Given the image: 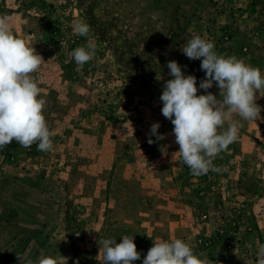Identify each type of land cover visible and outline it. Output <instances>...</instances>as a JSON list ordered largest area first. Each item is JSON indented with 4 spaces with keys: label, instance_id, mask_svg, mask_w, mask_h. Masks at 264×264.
Masks as SVG:
<instances>
[{
    "label": "rangeland",
    "instance_id": "rangeland-1",
    "mask_svg": "<svg viewBox=\"0 0 264 264\" xmlns=\"http://www.w3.org/2000/svg\"><path fill=\"white\" fill-rule=\"evenodd\" d=\"M3 15L44 58L35 75L55 135L50 152L15 142L0 150V264H20L17 255L102 264L100 240L123 235L141 253L134 264L153 241L175 238L212 264H257L264 111L241 121L214 161L218 171L197 177L159 97L170 60L186 65L197 87L205 78L201 61L180 50L195 35L264 73V0H0ZM77 21L90 25L87 38L74 33ZM88 42L96 55L78 67L70 54ZM209 91L219 96L215 84ZM154 122L166 138L149 144Z\"/></svg>",
    "mask_w": 264,
    "mask_h": 264
},
{
    "label": "clouds",
    "instance_id": "clouds-1",
    "mask_svg": "<svg viewBox=\"0 0 264 264\" xmlns=\"http://www.w3.org/2000/svg\"><path fill=\"white\" fill-rule=\"evenodd\" d=\"M74 33L87 38L90 25L77 21ZM190 60H200L205 72L197 87L195 75H185L177 61L167 62L168 79L159 99L161 113L173 125L172 134L179 146V156L194 176L218 171L214 161L238 139L241 121L261 119L264 107L257 103L264 98V73L243 58L217 53L215 44L200 35L190 38L181 47ZM71 57L78 67L96 55L93 43L75 48ZM45 63L35 47L17 37L10 17L0 16V150L13 142L24 148L36 144L37 150L50 152L54 148V131L44 115L47 100L35 75ZM159 81L162 79L156 76ZM219 96L209 91L213 85ZM203 94H198L200 90ZM237 117L239 119H237ZM159 122L150 126L148 143L164 140L158 132ZM155 137V141L152 139ZM105 238L99 242L102 264H134L140 260L134 236ZM257 248V264H264V243ZM20 264H59L57 258L41 255L36 260L17 255ZM142 264H212L204 254H197L192 245L180 238L153 241Z\"/></svg>",
    "mask_w": 264,
    "mask_h": 264
}]
</instances>
